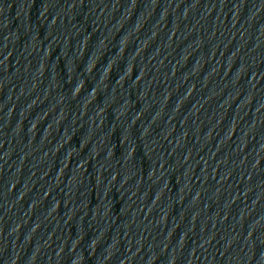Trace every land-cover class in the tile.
Wrapping results in <instances>:
<instances>
[{
	"label": "water",
	"instance_id": "obj_1",
	"mask_svg": "<svg viewBox=\"0 0 264 264\" xmlns=\"http://www.w3.org/2000/svg\"><path fill=\"white\" fill-rule=\"evenodd\" d=\"M37 264H264V0H58Z\"/></svg>",
	"mask_w": 264,
	"mask_h": 264
}]
</instances>
